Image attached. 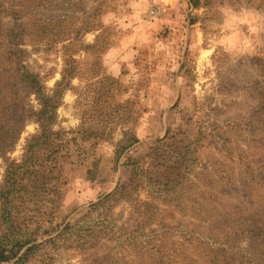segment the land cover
Returning a JSON list of instances; mask_svg holds the SVG:
<instances>
[{
  "label": "rangeland",
  "instance_id": "obj_1",
  "mask_svg": "<svg viewBox=\"0 0 264 264\" xmlns=\"http://www.w3.org/2000/svg\"><path fill=\"white\" fill-rule=\"evenodd\" d=\"M17 238L0 264H264V0H0V249Z\"/></svg>",
  "mask_w": 264,
  "mask_h": 264
},
{
  "label": "trees",
  "instance_id": "obj_2",
  "mask_svg": "<svg viewBox=\"0 0 264 264\" xmlns=\"http://www.w3.org/2000/svg\"><path fill=\"white\" fill-rule=\"evenodd\" d=\"M31 76H33V74H31ZM34 76H36L35 74H34ZM61 81H64V76L62 77V80ZM32 83L33 84H36V81H35V79L32 77ZM62 84V82H59L58 83V85H61ZM66 86H67V84H65V87H62V88H60V89H58V90H56L55 91V94L56 93H59V92H62L63 91V89H65L66 88ZM39 88V87H38ZM52 97L53 96H51V98H49V97H45V96H43V95H39V98L41 99V100H44V102H45V104H44V107H43V109L37 114V121L39 122V123H41V127H42V130H41V134L39 135V136H37V137H35V138H33L32 140L33 141H38L39 139H41L43 136H44V134H46V133H48V131H46V127H47V125H48V123H47V118H50V116L51 115H49L48 116V111H47V109H48V102L50 101V100H52ZM47 116V117H46ZM19 124H20V126L22 125V123L21 122H19ZM92 140H94V139H96V135L94 136L93 135V138H91ZM132 141L126 146V147H124V149H126V148H128V147H130L132 144H134V143H136L137 142V138H135L134 136L132 137V139H131ZM34 142V143H35ZM33 143V144H34ZM30 147H32V145H29V149H30ZM5 148H7V146H5ZM27 152H30V151H28L27 150ZM116 153V152H115ZM28 156L23 160V162L21 163V164H15L14 162H12L10 165H9V167L7 168V175H8V172H10V170H12V169H14L15 170V168L16 167H18V169H21V167H22V165H23V163L24 162H26V161H28ZM104 161L105 162H107L106 164H104V165H102V166H100V164H101V162H102V160L100 159V158H94L92 161H90L89 163H88V165H87V170H86V174H87V176H89L88 178H90L91 180H90V186H89V189H91V190H95V187H96V183H98V180L99 179H96L95 178V176H96V174H97V176L100 178L101 176H102V169L103 168H106V170H108V174L107 175H109V172H110V168H109V165H110V163H112V165H113V163H114V171H115V165H116V159L115 160H113V158H108V160H107V158L106 159H104ZM111 165V166H112ZM13 172H11V173H9V181L7 182V183H10V184H12L13 183V181H14V177H13ZM112 175V174H111ZM113 182V181H112ZM112 182L110 183V185L109 186H107L106 188H108V189H105V190H109L110 188V186H111V184H112ZM97 194H95L94 195V198L95 197H97V196H99V194L96 196ZM60 224L58 223H56V224H53L52 225V232L53 231H55V230H57V228H58V226H59ZM19 238H17L15 241H16V243L10 248V249H8V250H2V249H0V262H6V261H10V260H12V259H14L17 255H18V253H19V251L21 250V248H23V246L25 245V244H27V240H18ZM18 240V241H17ZM19 260V259H18Z\"/></svg>",
  "mask_w": 264,
  "mask_h": 264
},
{
  "label": "crops",
  "instance_id": "obj_3",
  "mask_svg": "<svg viewBox=\"0 0 264 264\" xmlns=\"http://www.w3.org/2000/svg\"><path fill=\"white\" fill-rule=\"evenodd\" d=\"M146 57V56H145ZM146 64H147V73H149V79L151 78L152 80L153 79H155V78H157V76H156V74L158 73V72H162L163 70H162V65H157V66H155L157 63H155L154 61H152V63H151V58H150V54L145 58V60H144V63H143V65L144 66H146ZM144 69V68H143ZM158 70H160V71H158ZM164 74V73H163ZM164 75H167V74H164ZM150 79V80H151ZM161 79H164V78H161ZM149 80V81H150ZM168 80H169V77H165V80H164V82L165 83H168ZM148 81V82H149ZM158 81H160V79L158 80ZM157 84V83H156ZM158 86H159V88L157 87V85H151V84H148V88H147V94H149V95H151V96H149L150 98H153L152 99V101H151V108L152 109H159V107L161 106V105H158L157 103H155V105H154V101L155 100H157V95H160V94H162L163 93V91H162V89L160 88V82H159V84H158ZM142 106V109H143V112H144V105H141ZM94 152H97V151H94ZM98 158H100L103 162L101 163L102 165H104L105 163H104V159H106L107 158V160H108V157H104L103 156V158H102V155H101V153L99 154V157Z\"/></svg>",
  "mask_w": 264,
  "mask_h": 264
}]
</instances>
